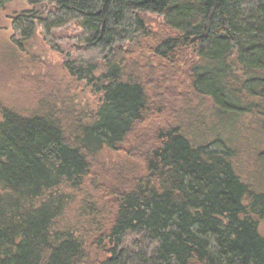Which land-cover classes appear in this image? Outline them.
<instances>
[{
	"label": "trees",
	"instance_id": "16d2710c",
	"mask_svg": "<svg viewBox=\"0 0 264 264\" xmlns=\"http://www.w3.org/2000/svg\"><path fill=\"white\" fill-rule=\"evenodd\" d=\"M27 1L16 33L78 23L65 65L100 94L0 100V264H264V192L231 137L245 119L264 134V0ZM104 148L116 175L88 181Z\"/></svg>",
	"mask_w": 264,
	"mask_h": 264
},
{
	"label": "rangeland",
	"instance_id": "374dc122",
	"mask_svg": "<svg viewBox=\"0 0 264 264\" xmlns=\"http://www.w3.org/2000/svg\"><path fill=\"white\" fill-rule=\"evenodd\" d=\"M31 7L29 1L20 0L9 2L0 8V100L23 113L37 110V101L45 106L47 100H42L43 94L51 97L55 94L60 100L63 98L69 108L75 110L98 104L100 93L96 92L94 82L88 77L78 78L71 75L65 65L66 61L75 60L84 54L74 38L80 31L78 23L73 22L54 31L52 35H47L39 25L30 39H21V35L13 28V16ZM154 21L159 26V21ZM98 73L99 70L95 75ZM244 123L238 128L236 126L231 134L234 138L233 145L238 149L236 168L252 188L264 192V134L252 131L254 128L248 125V119ZM142 125L134 129L130 144H124L123 148L135 144L140 146L143 136L153 132V121ZM121 159V153L104 148L94 161L88 181L94 176L102 181L104 175H116L110 170ZM134 164L138 165V161H134ZM103 185L114 186L115 183L106 180ZM85 187L91 189L89 184ZM76 203L77 201L73 204L74 208L77 207ZM259 228L264 232V218Z\"/></svg>",
	"mask_w": 264,
	"mask_h": 264
}]
</instances>
